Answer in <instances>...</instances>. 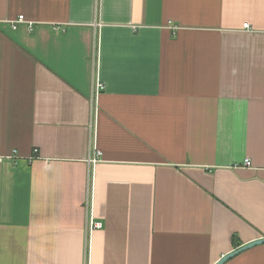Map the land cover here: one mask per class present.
Listing matches in <instances>:
<instances>
[{"label": "crops", "instance_id": "0c3cea01", "mask_svg": "<svg viewBox=\"0 0 264 264\" xmlns=\"http://www.w3.org/2000/svg\"><path fill=\"white\" fill-rule=\"evenodd\" d=\"M258 238L264 0H0V264H215Z\"/></svg>", "mask_w": 264, "mask_h": 264}, {"label": "built area", "instance_id": "2783aa9c", "mask_svg": "<svg viewBox=\"0 0 264 264\" xmlns=\"http://www.w3.org/2000/svg\"><path fill=\"white\" fill-rule=\"evenodd\" d=\"M19 23H26V24L28 25V30H29V31H31L32 28H33V27H32V26H33V22L28 21V20L24 17V15H22V14L18 15L17 18H15V19H13V20L10 21V24H11V26H12L13 28H16L17 24H19ZM247 27H248V24H247V23H244V24H243V28H247ZM95 88H96V91H97V90H100V89L103 88V84H102L101 82H96V83H95ZM35 151H36V150H35ZM95 155H100V154H98V152H97ZM88 161H89V162H92V161L94 162V161H95L94 156H93V158H89ZM243 164H244L245 166H249V165L251 164L250 159H249V158H245L244 161H243ZM95 225H96V226H99L100 224H99V223H96ZM89 226L91 227L90 224H89Z\"/></svg>", "mask_w": 264, "mask_h": 264}, {"label": "water", "instance_id": "95a60500", "mask_svg": "<svg viewBox=\"0 0 264 264\" xmlns=\"http://www.w3.org/2000/svg\"><path fill=\"white\" fill-rule=\"evenodd\" d=\"M264 244V238H258L256 240L247 242L243 244L242 246L235 248L234 250L224 254L221 256V258L215 263V264H224L227 260L231 259L232 257L236 256L237 254L245 251L246 249H249L253 246Z\"/></svg>", "mask_w": 264, "mask_h": 264}]
</instances>
